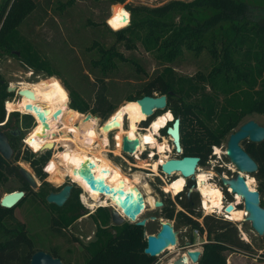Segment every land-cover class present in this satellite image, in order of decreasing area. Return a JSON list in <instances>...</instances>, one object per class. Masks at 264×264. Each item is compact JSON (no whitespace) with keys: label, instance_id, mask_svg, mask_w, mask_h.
<instances>
[{"label":"rangeland","instance_id":"obj_1","mask_svg":"<svg viewBox=\"0 0 264 264\" xmlns=\"http://www.w3.org/2000/svg\"><path fill=\"white\" fill-rule=\"evenodd\" d=\"M3 1L5 0H0V4ZM9 1L10 0H8V2ZM170 1L172 0H124L121 3H111L110 0H33V9L17 26L18 34L33 44L43 60L50 66L51 72L54 73L50 77L55 83L57 88L56 91L61 97L59 100L60 103L58 102L53 106L56 107L59 104L55 109L42 112L43 110L53 108L49 101L51 97L48 96L41 103L42 106L46 107V109L41 108L42 113L31 114L14 111L16 112L15 116L11 115L12 113L8 115L4 103H2V107H4L3 111H5L3 113V120L0 124L4 123V119L7 116L8 125L13 124L19 130V134L17 135L18 141L12 151V156L16 152L18 155L15 161L12 160V157L9 163L25 167L35 179V187L28 186L26 195L23 196L18 204L11 208V217L5 220L8 225L14 223L15 220L21 222L24 225L28 237L31 239L34 249L43 251L54 249L62 257L63 262L80 264L83 260L82 247L93 239V231L95 229L94 221L98 219V214H96L98 208L104 209L103 212L101 211V214L104 218L106 217L108 231L111 233L114 231L112 227L114 224L111 222L110 217V213L114 208L108 204L90 208L80 198V196L83 195L82 189L79 186L72 185L70 195L76 194V199L80 204L78 216L69 225L65 226L60 233H53L50 230L49 215H55L56 212L47 206L49 203L46 204L42 202L40 198L35 195V192L37 193L39 191L38 189L42 182L46 183L47 187L52 189H59L62 185L69 183V178L67 177H63V181H57L55 179V173L60 169V165L65 159L69 157L65 150L71 149L74 144L66 138L70 132L69 130L77 125L78 117L82 116L79 115L81 112L78 113V111H73L69 107L70 90L82 101L92 106L94 100L93 96L101 85L99 80H101L104 85V95L113 110L107 116L109 117L107 120V117L102 120L100 115L92 114L97 117V123H99L98 129L107 133L108 147L106 148L108 151H104L103 154L109 157L110 160L114 164H117L120 170L126 174L133 171H139L142 176L143 174H149L143 177V180L146 181L143 185L148 189L146 197L150 203V208L148 206L145 207L137 217L138 220H145L143 226L144 237L147 234H154L159 228L160 217H158V214L160 207L154 206L155 201L159 202L164 200L167 204L166 199H168L174 207V212L182 209L176 202V196L178 194L176 196L171 192L164 194V192L161 191V186L163 185L161 180L151 176L148 168L139 167V163L146 160L144 153L138 155L139 159L131 155L120 153L119 143L121 135L118 127L119 111L126 101V98L136 97L141 87L156 73L161 71L163 67L171 68L176 76L194 78L197 74L206 76L212 67L222 65V45H225L230 37V35H228L230 32H228V28H230V26L228 22L220 21L201 33L197 41H191L193 39L192 37L197 35L196 31L193 32L188 41L191 42V47L180 44L179 53L173 56L172 59L161 58L157 54L158 51L145 49L140 43V37L131 38L130 36L133 42V46L131 47L128 40L129 38L126 37L125 39L124 37H117L115 34H112V32L119 31L128 25L131 16L130 11L126 8L127 5H140L152 8ZM179 1L187 3L192 0ZM238 1H242L245 4L246 11L244 13V19L246 21L256 23L264 22V0ZM182 14L183 12H174L171 15L175 24H177L180 17L183 20L186 19L187 14ZM138 34L141 36L142 32L139 31ZM94 42L99 44L103 49L111 47L120 53L123 58L117 59L114 57L110 70L105 74H103L104 72H102L98 66L92 63L99 55L97 51L98 48L91 46ZM197 43L200 45L199 48L193 49ZM164 45L165 49L163 55L168 56V49H170L171 46L169 43H165ZM31 70L32 69L23 66L10 51L5 52L4 50H0L1 86L8 87L10 84L16 85L20 82H31L36 80V78L42 80L48 77L44 72H32ZM229 73L231 74L232 72L229 71ZM193 80L196 81V79ZM206 83L207 80H202L198 84L200 85L198 91L204 94L209 93V88ZM240 83L242 84L241 88L245 87L242 82ZM257 84L256 82L252 88L253 90L258 89L259 85ZM55 93L51 94V96ZM152 95H157V93L152 92ZM222 98L223 96L218 94L216 102L218 104L221 103ZM16 99L18 100L20 97H18L14 91L5 98V102L6 100L16 101ZM66 99L67 106L71 110V119L68 125L62 124L60 120V114L62 112L54 115L57 110L60 111V109L66 105ZM20 103L29 104L30 102L27 100H20ZM158 112L159 111L155 110L152 115L156 116ZM88 113L87 111L82 112L83 115ZM24 115H27V117ZM40 115L45 118V121L37 133L28 140H25L26 134L40 120ZM249 119L264 127V115L257 112L246 114L241 118L239 124ZM146 123L147 119L139 123L138 128H140V131L138 132L144 129ZM8 125H4L0 131L5 130ZM123 127H125V123H123ZM162 130L158 133L162 134ZM54 132L58 133L60 139L55 142V145L51 149L48 150V148H45L43 151L39 152L45 139ZM226 136L227 135L220 141V145L217 146L221 153L224 152L223 146ZM239 145L242 146L241 142H239ZM110 149H112V152ZM24 150L31 154L30 159L38 158L41 155H47V159L41 168V171L44 173L42 179L36 177L30 169L28 162L22 159ZM58 150L63 151L58 156L61 159L58 161L55 160L57 161V165H55L53 153ZM169 151L167 155L171 157L174 153L171 149ZM221 153L217 162L220 160L225 161ZM147 154H149V152ZM216 156L217 154L214 155V161L212 159L210 160L211 165H216ZM47 164L51 165L48 170L45 169ZM210 164L206 161L202 162L198 165L199 171L209 170L208 166ZM224 173L225 172H223V174ZM235 173L236 172H234L232 176H234ZM247 175L251 176L252 173ZM171 177L174 176L172 175L169 178ZM251 177L254 180V188H257L258 181L255 180L253 176ZM77 185L79 184L77 183ZM20 186L21 183L17 177L12 175L3 176L0 181V195L17 190ZM184 189L179 193L182 198L184 195L194 194L193 191L188 192ZM260 199L264 203V194L260 195ZM72 202H74V198H72ZM238 207L242 210L241 204ZM262 207L264 208V206ZM192 215L200 224L204 215H213L220 218L218 214L213 212L204 214V211L201 212L197 206L193 207ZM150 216H155V219L149 220ZM162 219L165 220V218ZM167 220H169L175 232L176 241L175 244L172 245L174 248H166L164 251L154 256L153 264H161L170 259H174L184 247L201 251V244L207 241L204 235L205 231L199 233L197 230L198 235H195L192 230L189 234L192 235V240L190 242L187 238L188 226L177 222L174 218ZM228 222L234 227L237 239L247 244L248 248L240 247L224 251V264H264V232L261 236H257L251 229L249 222L245 220L236 219ZM121 223L132 224L125 219L119 224ZM243 234L245 235L244 239Z\"/></svg>","mask_w":264,"mask_h":264},{"label":"trees","instance_id":"obj_2","mask_svg":"<svg viewBox=\"0 0 264 264\" xmlns=\"http://www.w3.org/2000/svg\"><path fill=\"white\" fill-rule=\"evenodd\" d=\"M122 1L124 0H110L111 3ZM33 7V0H10L9 2L5 0L0 4V50L10 51L23 66L32 69V72H44L47 76H51L54 73L51 72L50 66L43 60L38 50L18 34L17 26ZM126 8L131 16L128 25L112 34L125 39L129 38L131 47L133 46L131 38L140 37L141 45L147 50L158 51L157 54L161 58L172 59L179 53L180 44L191 47V42L188 41L195 31L197 35L192 37L191 41H197L201 33L220 21L228 22L230 26L228 28L230 37L225 45H222V65L212 67L206 76L197 74L194 78L176 76L171 68L163 67L141 87L136 97H127L124 102L136 100L144 95H152V92L165 95L166 108L172 112L173 119L179 120V141L182 150L180 156H196L202 163L209 151V146L218 145L225 135L237 126L243 116L251 112L264 115V22L246 21L244 19L246 7L242 1L192 0L184 3L172 0L158 7L127 5ZM174 12H183L182 15L187 14V17L185 20L180 17L175 24L171 17ZM139 31L142 32L141 36L138 34ZM165 43L171 46L168 49V56L163 55ZM91 46L97 47L99 53L92 63L98 66L104 72L103 74L110 70L114 57L123 59L120 53L111 47L103 49L96 42ZM199 46L197 43L193 49H198ZM229 71L232 73L230 74ZM202 80H207L206 84L209 88L207 94L198 91L200 87L198 84ZM99 82L101 85L93 96L92 106L70 90L69 107L73 111L81 112L79 115L87 111L91 115H100L104 120L113 110L104 95V85L101 80ZM240 82L245 87L241 88ZM256 82L259 87L253 90ZM218 94L223 96L219 104L216 102ZM9 95L11 92L0 85V121L5 111H3L2 103ZM11 115L15 116L16 112H12ZM24 116L27 117V115ZM152 118L153 115L148 117L147 122ZM133 120L137 123L142 121L134 116ZM44 121L43 117V121L39 120L25 138L28 139L37 133ZM6 124L8 125L7 122ZM12 129L17 127L9 124L2 132L6 135L13 151L18 139L17 136L13 137L9 134ZM241 145L256 163V171L251 176L258 181L256 190L259 194V205L264 206L260 199V195L264 194V140L258 143L242 140ZM17 155L16 152L12 156L13 161L16 160ZM30 156L31 154L24 150L22 159L28 162L33 174L42 179L44 173L41 168L47 155H41L35 159H30ZM50 166L47 164L45 169L48 170ZM17 169V165L9 163V160L5 161L0 156V181L6 175L17 177L21 183L17 190H24V196L29 185L20 177ZM38 190L37 193L35 192L36 197L46 203L45 195L58 188H49L42 182ZM70 193L59 207L46 203L56 212L55 215H49L50 230L53 233H60L78 216L80 204L76 194L70 195ZM23 196L16 204L22 200ZM166 200L167 204L164 200L160 201L158 217L174 218L177 222L188 226L187 238L190 242L192 235L189 234L192 229L198 230L199 233L205 231L207 241L201 244L202 249L197 264H224V251L240 247L248 248L247 244L237 239L234 227L221 217L204 215L201 224L198 223L192 215L196 204L195 194L184 195L183 198L178 194L176 202L182 209L175 212L172 203ZM103 210L102 208L96 210L98 219L94 221L93 239L82 247L83 260L80 264H153L154 256H148L142 252L145 246L143 226H137L134 223L114 224L112 225L114 231L111 233L108 231L106 217L104 218L101 214ZM11 212V208L0 207V264H28L31 253L36 249L21 222L15 220L11 225L6 223L5 219L11 217ZM241 212V208L232 207L227 213L240 219ZM45 252L52 257H58L62 264H70L63 262L62 257L54 249H48Z\"/></svg>","mask_w":264,"mask_h":264},{"label":"water","instance_id":"obj_3","mask_svg":"<svg viewBox=\"0 0 264 264\" xmlns=\"http://www.w3.org/2000/svg\"><path fill=\"white\" fill-rule=\"evenodd\" d=\"M8 92H14L15 87H6ZM23 94L25 97L29 96V92L25 90H18L17 96ZM140 109V112L145 114L146 119L152 115L154 110L165 111V95H144L134 100ZM59 110L54 114L56 115ZM90 114H86L88 117ZM43 121V117L39 116ZM173 118V117H172ZM2 121V120H1ZM0 121V122H1ZM169 122H167L168 124ZM2 126V124H0ZM165 134L171 139L173 149L179 152V120L178 118L172 119L170 125H166ZM11 136L19 134L18 129L9 131ZM246 140L253 143H258L264 140V127L258 125L253 120L249 119L239 124L233 129L226 138L224 156L233 165L236 173L232 177L220 178L222 185L230 189V193L237 194L240 197L242 208L245 212L244 220L249 222L253 232L257 236H261L264 232V208L259 205V194L256 188L250 189L245 184L244 177L240 173L251 174L256 171V163L254 160L242 149L239 142ZM138 145V140L128 139L125 135L121 137V152L131 154ZM49 150V146H48ZM0 156L8 161L12 157V149L8 144L6 135L0 131ZM198 157L196 156H181L171 157L165 159L162 163L158 164L159 170L164 174L177 172L181 177L193 178L195 166H197ZM18 165V164H17ZM92 163L87 159H82L78 163V168H74L72 173L77 174L85 183L87 188L91 191L97 192L100 196L108 195L115 197L116 203L111 206L113 211L110 213L111 222L119 224L123 219L137 226H144L145 220H138L143 208V197L138 190L124 191L121 187L113 188L108 186L102 178H95L91 172ZM18 174L30 186L35 187V180L32 174L23 166L18 165ZM69 178L68 176H66ZM72 185L75 182L69 178V183L62 185L57 191L48 192L44 200L46 203L55 206H61L69 196ZM77 186V185H76ZM22 191L13 190L2 194L0 197V207L10 209L21 199ZM239 205V204H237ZM155 207H160L161 202L155 201ZM223 212L231 210L232 205H221ZM122 216H121V215ZM155 216H150L149 220H154ZM145 246L142 252L148 256H156L164 251L168 245L175 244V232L169 220L165 219L159 223V228L154 234H147L144 237ZM184 249V248H183ZM181 249V250H183ZM200 252L198 249H184L180 255H177L172 261V264H187L188 259L191 263L197 264ZM28 264H62L58 257H52L49 253L36 249L34 250L28 260ZM190 264V263H188Z\"/></svg>","mask_w":264,"mask_h":264},{"label":"bare ground","instance_id":"obj_4","mask_svg":"<svg viewBox=\"0 0 264 264\" xmlns=\"http://www.w3.org/2000/svg\"><path fill=\"white\" fill-rule=\"evenodd\" d=\"M9 86L15 87L16 94L18 93V90H25L29 92V96L25 97L23 94L19 93L20 95L18 97H20V99L18 100L16 99V101H10L11 99L6 100V102H4V107L6 108L5 110L7 111V114H10L14 111L21 113H31V114L38 113L39 111L38 106L43 102V100L46 97L48 96L51 97L49 100L51 107L55 106L61 98L60 94L56 91L57 89L56 85L50 76L43 78L42 80L36 78V80L31 82H20L16 85L10 84ZM53 93L55 94L51 96V94ZM20 100L23 101L28 100L30 103L21 104ZM60 112H62L60 114V119L62 124L68 125L71 119V110L67 106V104L64 105L60 109V111H58V113ZM128 114L136 117L139 120L146 119L145 114L140 112L139 106L134 100L127 101L126 103H124L121 109V115L118 116V123H119L118 127L121 135L120 137L125 135L128 139L136 138L138 140V145L136 146V149L132 152L136 159H139L138 155L142 153V151L145 150V148H150V149L156 148L157 151L160 152L159 154L160 156L157 160L154 161L152 159L153 153H151L150 158H147L146 160H143L142 162L139 163V167L148 168L149 171H151L150 172L151 176L157 175L158 164L162 163L165 159L168 158L166 151H169L170 147L167 143L168 142L167 138H163L161 141H157L154 138V135H159L158 131L162 128H165L167 122L172 121L171 118L172 116L169 110H166L161 114L157 115L153 119L150 127L145 129L143 134L141 135L140 133H138L139 128H137L133 124L132 120L129 118V116H127ZM77 120H78L77 125L75 127H72L71 130H69L72 137V143L74 144L73 145L74 148L73 150H71L70 156L67 158L66 163L63 166L62 169L63 172L62 171L58 172L56 177L60 179L61 177L64 176L65 173H67L70 180L75 183L77 182L79 185H77V183L76 185L82 189L85 195L89 196L91 202L90 203L87 202V203L90 204L92 208L99 207L100 205L103 204L114 206L115 197L112 198L108 195L100 196L97 192L89 190L85 185L84 181L76 173L75 174L72 173L74 168H78V163L82 159H87L92 163L91 172L95 178L97 177L102 178L103 181L108 186L113 188L121 187L124 191H127L129 189L138 190L143 197L142 210H144V208L147 206L150 208V203L146 197V195L148 194L147 192L148 189L146 186L143 185V183L146 182L145 180H143V177H146L149 174H143L142 176L139 171H133L128 174L122 172L117 164H114L109 157L103 154L104 151H108L106 148L108 147V137L105 131L98 129L99 123H97V117L88 116L86 118L84 115H82L78 117ZM123 123H125V127H123ZM57 140H58V134L51 133V136L49 137L47 142L43 145L42 150H44V148H48V146L49 149H51L53 143L55 144ZM120 143H121V138H120ZM120 143H119V150L121 149ZM111 150L112 149H110V151ZM214 151L220 156L221 152L219 148H215ZM240 174L244 177L245 184L248 186V188L254 189L253 178L247 175L246 173H240ZM211 175H212L211 172L205 173L204 171L202 173L197 174V180H198L197 187L200 192V201L202 203L204 214L212 213V212L216 214H220L222 213L223 210V207L221 206L222 194L218 189V187L214 185V183L209 182L208 179L211 177ZM162 189L165 193L171 192L174 195L176 192L177 193L181 192L183 186L180 185L179 187H177L176 190H173L171 189L168 183H164L162 185ZM1 196L2 195H0V197ZM234 198L235 200L233 204L241 203L239 195L234 194ZM226 214L227 213H225V215ZM241 215L242 216L240 219L243 221L245 215L243 208ZM226 216H227V220L230 221L236 220V218L233 217L232 215H226ZM162 221L163 219L159 218V223ZM244 238L245 235L243 234V239ZM173 248L174 246L172 245L167 246V249H173ZM174 259H170L161 264H172V261Z\"/></svg>","mask_w":264,"mask_h":264},{"label":"flooded vegetation","instance_id":"obj_5","mask_svg":"<svg viewBox=\"0 0 264 264\" xmlns=\"http://www.w3.org/2000/svg\"><path fill=\"white\" fill-rule=\"evenodd\" d=\"M28 101V100H27ZM60 103V102H59ZM59 105V104H58ZM57 105V106H58ZM56 106V107H57ZM56 107H53V108H49L48 110H43L42 112H45V111H49V110H51V109H55ZM4 108V107H3ZM41 108H45L46 109V107H44V106H42L41 104L38 106V109H39V111H38V113H42L41 112ZM167 110H169V109H167ZM166 111V110H165ZM7 112V111H6ZM163 111H161L160 113H157L156 114V116L157 115H159V114H161ZM169 112H170V114H171V116L173 117V114H172V112L169 110ZM9 115V114H8ZM120 115H121V112H120ZM127 116H129V118L132 120V122H133V124L138 128V125H139V123H137V122H135L134 120H133V116H131L130 114H128ZM156 116H153V118H152V120H150V121H148L147 123H146V125H145V127H144V129L141 131V132H138V133H140L141 135L143 134V132H144V130L145 129H147L148 127H150V125H151V123H152V121H153V119L156 117ZM6 118L8 119V117L6 116ZM4 119V123L2 124V126H0V129L6 124V122H7V119ZM2 120H3V118H2ZM61 120V119H60ZM143 121V120H142ZM240 122V121H239ZM239 122H238V124H237V126L239 125ZM168 125V124H167ZM236 126V127H237ZM235 127V128H236ZM235 128H233V129H235ZM163 129V130H162ZM162 129H160V130H162L163 131V135L162 134H160V133H158L159 135H154V138L157 140V141H161L163 138H167V143H168V145H169V147H170V149L173 151V155L171 156V157H181L180 156V154H181V152H182V150H181V148H180V152H175L174 151V149H173V145H172V143H171V139L166 135V134H164L165 132V128H162ZM232 129V130H233ZM159 130V131H160ZM139 131H140V128H139ZM158 131V132H159ZM55 133V132H54ZM58 134V133H57ZM229 134V133H228ZM227 134V135H228ZM51 136V134L45 139V142L43 143V145L47 142V140L49 139V137ZM226 138H227V136H226ZM29 139V138H28ZM28 139H26L25 138V140H28ZM60 139V136L58 135V140ZM66 139H68V140H70L71 142H72V137H71V134H70V132H69V134H68V137L66 138ZM57 140V141H58ZM225 141H226V139H225ZM241 142V141H240ZM43 145H42V147H43ZM55 144L53 143V146H54ZM144 145H145V143H144ZM218 145H220V144H218ZM218 145H210L209 146V151H208V153H207V155H206V157H205V159L202 161V162H204V161H206V162H208V164H210V160L212 159L213 161H214V155H216L217 153H215V151H214V149L215 148H217V146ZM52 146V147H53ZM179 146H180V141H179ZM42 147H41V149L39 150V152L40 151H43L42 150ZM73 148H74V146L71 148V149H64L65 151H67V153H68V155L70 156V152H71V150H73ZM223 148H225V142H224V146H223ZM45 149V148H44ZM156 148H154V149H150V148H145V150H143L142 151V153H144L145 154V156H146V158L145 159H147V158H150V154L151 153H153V157L152 158H154L153 160L155 161V160H157L158 158H159V154H160V152H158L157 151V149L155 150ZM63 150H58V151H56L55 153H53V160H54V162H55V165H57V161L58 160H60L61 158L60 157H58L60 154H61V152H62ZM149 152V154H147ZM169 151H166V154L168 153ZM141 154V153H140ZM139 154V155H140ZM222 155H223V157H224V159H225V161H222V160H220L219 162H217L218 160L217 159H219V155L217 154V156H216V160H215V162H217L216 163V165H214V164H210L209 166H208V168H209V170H207V171H204L205 173H212V175H211V177L208 179L209 180V182L210 183H214V185H216L217 187H218V189L220 190V192H221V194H222V205H226V204H231L232 205V207H236V208H239L238 206L240 205H237V204H233L232 202L235 200V198H234V195L232 194V193H230V190L226 187V186H224V185H222L221 184V182H220V178L222 177V178H224L223 177V175H225L227 178L228 177H232V174L234 173V172H236V170L235 169H231L230 167H229V161H228V159L224 156V152L223 153H221ZM132 156V155H131ZM168 157H170V156H168ZM58 158V159H57ZM141 159V158H140ZM55 160H57V161H55ZM66 160H67V158L65 159V161L60 165V169L55 173V179L57 180V181H63V177H66V176H68L67 175V173H65L64 174V176L63 177H61L60 179H58L57 177H56V174L58 173V172H61L62 171V169H63V166H64V164L66 163ZM199 164H201L200 162H199V158H198V162H197V166H195V167H198V165ZM218 164V165H217ZM200 169H195V172H194V174H193V178L192 179H190V178H184V177H181L179 174H172L174 177H171V178H169L170 176H172V175H169V176H167L166 178H164L163 177V175L161 174V172H160V170H159V167H157V175H152V176H154V177H157V178H159V180H161V183H168L170 186H171V188L173 189V190H176L177 189V187H179L180 185H182L183 186V189L184 190H187L188 192H191V191H193L194 192V194H195V196H196V204H195V206H197V208L201 211V212H203V208H202V203H201V201H200V192H199V189H198V180H197V174L198 173H202L203 171H199ZM63 172V171H62ZM151 172V171H150ZM223 172H225L224 174H223ZM165 180H164V179ZM77 183V182H76ZM162 187V186H161ZM183 189H182V191H183ZM129 190H132V189H129ZM161 190V189H160ZM57 191V190H56ZM162 192H164L163 191V189L161 190ZM23 192H25L24 190H22V193ZM83 192V191H82ZM180 193V192H179ZM178 193V194H179ZM24 194V193H23ZM164 194H165V192H164ZM175 196L177 195V192L174 194ZM23 196V195H22ZM80 198H81V200L86 204V205H88L90 208H92V206L90 205V204H88V203H90L91 202V199L89 198V196L88 195H84V192H83V195H81L80 196ZM88 202V203H87ZM115 203H116V201H115ZM236 205V206H235ZM242 206V205H241ZM221 218L223 217L222 216V214L220 213V214H218ZM227 215H230V214H228L227 213ZM222 219H224V220H226V221H230V220H227V218L226 217H223ZM205 236H206V234H205ZM206 242V241H205ZM205 242H203V243H205Z\"/></svg>","mask_w":264,"mask_h":264},{"label":"built area","instance_id":"obj_6","mask_svg":"<svg viewBox=\"0 0 264 264\" xmlns=\"http://www.w3.org/2000/svg\"><path fill=\"white\" fill-rule=\"evenodd\" d=\"M4 102H5V100H4ZM4 102H3V103H4ZM22 142H23V139H22ZM120 145H121V143H120ZM25 146H26V145H25ZM45 151H46V150H45ZM120 151H121V149H120ZM179 152H180V150H179ZM121 153L124 154V155H132V156H134L133 153H132V154H129V153H123V152H121ZM168 158H171V157H168ZM168 158H167V159H168ZM228 164H229L230 168L235 169V168L233 167V165H232L230 162H229ZM197 168H198V167H195V169H197ZM160 172H161V171H160ZM174 173L178 174L177 172H173V173L171 172V173H169L168 175H166V174H164L163 172H161V174L163 175L164 178H166L167 176L172 175V174H174ZM223 177H224V178H227L225 175H223ZM230 177H231V176H230ZM177 194H178V193H177ZM221 214H222L223 217H226V218H227V216L225 215V212L222 211ZM120 215H121V214H120ZM121 216H122V215H121ZM223 217H222V218H223ZM125 220H126V219H125ZM192 230H193V232L195 233V235H198L196 229H192ZM204 235H205V233H204ZM175 241H176V240H175ZM204 242H205V241H204ZM184 249H189V248H188V247H184ZM184 249H183L181 252H183ZM181 252H180V253H181ZM180 253H179V255H180ZM176 257H177V255H176ZM188 263L193 264V263H191V262L189 261V259H188Z\"/></svg>","mask_w":264,"mask_h":264},{"label":"snow or ice","instance_id":"obj_7","mask_svg":"<svg viewBox=\"0 0 264 264\" xmlns=\"http://www.w3.org/2000/svg\"><path fill=\"white\" fill-rule=\"evenodd\" d=\"M124 15H126V14H124Z\"/></svg>","mask_w":264,"mask_h":264}]
</instances>
